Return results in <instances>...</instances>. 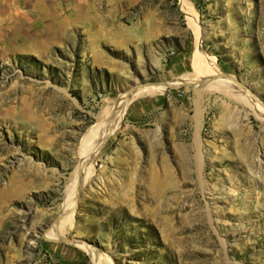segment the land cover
<instances>
[{
    "label": "rangeland",
    "instance_id": "rangeland-1",
    "mask_svg": "<svg viewBox=\"0 0 264 264\" xmlns=\"http://www.w3.org/2000/svg\"><path fill=\"white\" fill-rule=\"evenodd\" d=\"M0 264H264V0H0Z\"/></svg>",
    "mask_w": 264,
    "mask_h": 264
},
{
    "label": "bare ground",
    "instance_id": "bare-ground-1",
    "mask_svg": "<svg viewBox=\"0 0 264 264\" xmlns=\"http://www.w3.org/2000/svg\"><path fill=\"white\" fill-rule=\"evenodd\" d=\"M153 88L156 89L159 92H164L168 88V86H165V87L153 86ZM122 110H120L119 106H116V108H113V109L107 111V116L105 117L106 118L105 121L103 120V122H100V124H99L101 126V129L97 133V136H96V142H98V144L101 143V145H103L115 133V131L118 129L120 121H118L117 119L116 120H112L110 115H111V113H117V112L121 114ZM107 123H111V124L108 127H106ZM88 145L89 144H87L86 146H88ZM96 153H97V150L93 149L92 154L90 156V160H92L94 158V155ZM89 167H90V171H89V174H88V178L92 175L93 165L91 164ZM81 173H82V171L79 170V168H78L77 176H76L77 179H75L76 181H79V179L81 178ZM74 187H76V186H74ZM78 190H79V187H76V190L75 191L73 190V192L71 193L70 198L68 200L69 207L71 206V203L74 206V204H75V196H76V193L78 192ZM74 192H76V193H74ZM73 194H75V195H73Z\"/></svg>",
    "mask_w": 264,
    "mask_h": 264
}]
</instances>
